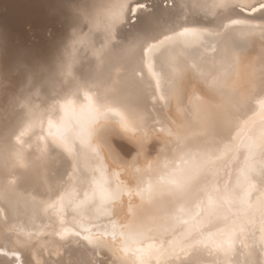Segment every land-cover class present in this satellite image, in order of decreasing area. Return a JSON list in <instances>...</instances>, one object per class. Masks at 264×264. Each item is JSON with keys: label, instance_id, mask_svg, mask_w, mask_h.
<instances>
[{"label": "snow or ice", "instance_id": "snow-or-ice-1", "mask_svg": "<svg viewBox=\"0 0 264 264\" xmlns=\"http://www.w3.org/2000/svg\"><path fill=\"white\" fill-rule=\"evenodd\" d=\"M191 9L193 17L202 12L216 19L217 9L229 14L213 27L185 14L172 27L144 37L142 62L155 81L151 99L163 101L165 108L175 102L185 117L181 123L172 121L174 130L159 118L150 123L135 109L69 101L61 106L64 115L58 121L47 120L46 136L36 133L37 128L43 132L45 113L33 108L19 134L10 128L0 132V168L6 176L15 177L27 160L45 188L38 206L55 217L61 238L83 236L96 257L110 253L112 264H193L192 255L212 257L206 264H264V0H218ZM152 11L146 0H122L110 27L143 23L148 32ZM205 37L215 39L217 55L211 61L199 51H207ZM257 40L259 68L244 65L241 76L242 58ZM183 66L199 73L207 89L227 101L202 111L203 98L197 96L196 106L182 107L187 92ZM256 96L262 98L255 101ZM233 127L242 132L229 137ZM160 133L169 140L153 157ZM24 136L36 139L27 156ZM55 154L65 155L70 165L50 179L47 168ZM128 172L134 183L122 178ZM15 183V178L9 180L8 186ZM134 196L154 205L153 211L121 226L112 218L115 206ZM31 199L37 202L35 196ZM169 205L172 211H167ZM10 208L15 216L16 206ZM69 213L74 227L66 226ZM49 226L33 232L5 219L0 264H26L23 250H33ZM97 264L106 262L98 259Z\"/></svg>", "mask_w": 264, "mask_h": 264}, {"label": "bare ground", "instance_id": "bare-ground-1", "mask_svg": "<svg viewBox=\"0 0 264 264\" xmlns=\"http://www.w3.org/2000/svg\"><path fill=\"white\" fill-rule=\"evenodd\" d=\"M121 2L0 0V132L3 128H10L19 134L27 122L28 109L33 108L45 113L43 132L37 128L36 133L46 136L47 120L58 121L64 115L61 106L69 101L75 105H86L91 101L106 108L135 109L144 113L150 123L159 118L165 128L173 130L175 125L172 121H184L185 117L177 111L175 102L165 108L163 101L151 99L155 81L142 62L144 37L172 27L185 14L203 26L213 27L229 13L217 9L220 15L216 19L205 17L202 12L192 16V5H211L218 0H146L153 10L150 31L144 30L143 23L136 26L121 23L112 28L111 14ZM182 5L187 7L182 8ZM205 41L207 51L204 48L199 51L211 61L217 55L212 49L215 39L205 37ZM259 49L260 42L257 40L242 58L241 76L246 72L244 65L253 63L259 68ZM183 75L187 92L182 107L196 106L197 96L203 98L200 103L202 111L227 101L226 96L209 91L200 74L190 67L183 66ZM261 98L256 96L255 101ZM238 132H242V128L233 127L229 137ZM22 139L26 142L24 153L27 156L34 151L36 139L35 136H24ZM168 140L166 133H160L159 140L151 149V156L155 157ZM11 143L15 144L14 136ZM27 143H31L32 148H28ZM2 158L3 146L0 145V160ZM69 165L65 155L55 154L48 164L49 178L53 174L60 176L69 169ZM14 178L16 183L9 187L8 181ZM122 178L129 183L135 182L131 172ZM152 178H156L155 174ZM44 195L45 188L33 175L27 160L24 167L16 170L15 177L6 176L0 168V209H3L0 212V246L3 245L6 230L5 219L9 225L16 223L33 232L50 225L38 237V244L33 241L36 244L33 250H23L22 258L26 264H36L37 260L49 264H97L98 259L112 264L114 257L110 253L103 251L100 258L96 257L83 236L61 238L55 217L50 219L38 206ZM5 196L8 202H5ZM32 196L37 198L36 203ZM10 204L17 208L15 216ZM153 208L154 205L141 202L139 197L134 196L131 201L124 197L123 202L115 206L112 218L123 226L149 214ZM167 211H172L171 205ZM71 216V213L67 215V227H74L70 223ZM102 219L103 223H108L107 217ZM217 227H223V224L218 223ZM4 259L0 255V261ZM191 259L193 264H206L212 257L192 255ZM153 264H156L155 260Z\"/></svg>", "mask_w": 264, "mask_h": 264}]
</instances>
